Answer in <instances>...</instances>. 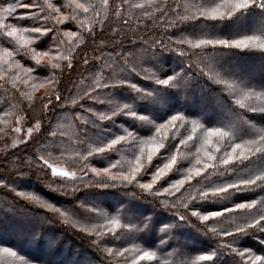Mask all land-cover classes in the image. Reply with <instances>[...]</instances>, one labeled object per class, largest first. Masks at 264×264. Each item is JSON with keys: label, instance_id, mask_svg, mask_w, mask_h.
Returning <instances> with one entry per match:
<instances>
[{"label": "trees", "instance_id": "1", "mask_svg": "<svg viewBox=\"0 0 264 264\" xmlns=\"http://www.w3.org/2000/svg\"><path fill=\"white\" fill-rule=\"evenodd\" d=\"M71 2L51 0L62 9L57 15L64 17L62 24L55 16L48 22L59 30L56 39L50 38L53 32L44 37L25 34L34 41L30 49L42 46L54 54L48 62L37 65L32 51L20 49L17 40L0 29V45L12 53L0 59V248L12 251L23 264H246L250 257L264 260V231L246 227L264 214V184L257 181L254 186L205 199L198 195L200 190L211 193L217 186L239 184L241 178L264 176V153L238 159L249 148L258 147L252 141L264 135V110H260L264 107V0H252L249 7L215 19L207 17L206 10L223 0H109L108 7L103 0H80L96 7L87 14L76 13V19L69 18ZM10 6L16 11L5 22L30 27V20L16 19L31 10L20 8L17 0H0V18L7 16L3 9ZM90 14L95 17L93 25L89 19L82 20ZM64 29L77 32L74 40L65 38ZM248 38L254 39L245 48L220 43L191 47L200 40L231 44ZM71 40L77 43L62 58L59 55L68 52ZM182 51L185 55H180ZM228 61L238 66L228 70L224 65ZM14 62L19 69L12 66ZM169 78L167 85L157 83ZM48 83L31 95L35 87ZM245 93H252L253 99L245 104L256 111L235 103ZM56 96L61 99L57 101ZM19 111L28 120H38V129L28 140L4 148L3 135ZM205 111L212 117H206ZM59 115L72 117L71 149H62L58 143L66 138L56 141L59 128H54V121ZM172 116L185 121L158 135L156 128ZM197 125L222 128L232 140L213 138L205 143L203 133L192 131ZM161 135L169 139L161 141ZM190 135L192 141L187 140ZM119 137L124 139L115 147L98 152ZM180 139L187 142L181 145ZM160 143L165 147L158 148ZM235 144L241 149L230 165L219 159L208 161L209 156L232 153ZM146 145L158 150L153 153ZM137 157L143 167L132 184L110 180V176L131 172ZM172 157L176 163L153 185L162 195L140 189V184L151 183L152 171L170 163ZM50 159L64 161L75 177L53 176L44 162ZM205 162L210 165L206 169ZM197 169L200 176L186 179L190 170ZM180 180L185 183L179 191L165 193ZM244 203L252 207L237 208ZM192 212L224 215L201 223ZM110 221H119L122 227ZM237 226L243 230L237 232ZM226 230L233 234L224 236ZM142 231L149 232L148 242L140 233L128 236ZM189 238L198 243L185 240ZM144 252L153 258L140 260ZM237 253H243V259Z\"/></svg>", "mask_w": 264, "mask_h": 264}, {"label": "snow or ice", "instance_id": "2", "mask_svg": "<svg viewBox=\"0 0 264 264\" xmlns=\"http://www.w3.org/2000/svg\"><path fill=\"white\" fill-rule=\"evenodd\" d=\"M18 2V6L20 8L23 9H31L26 16H20L17 17L16 19L18 21H31V26L30 27H23V26H15V25H9L7 24L5 21L9 18L13 17L14 12L16 11V8L14 7H8L3 9V11L7 14V16H5L4 18H0V29H4V35H6L7 37H11L13 39H16L18 44H19V48L20 49H29L30 51L34 52V49H30L29 46L32 45L34 43V41L32 39H29L25 34L26 33H32L37 35L38 37H44L46 36L48 33L50 32H55L56 29L55 27H49L48 26V22L49 20H51L52 17H56V21L57 23L62 24L63 23V19L60 18L57 14L59 12H61V8H57L53 3H51V0H47V2L45 4H41L39 2V0H33V2L31 4L29 3H21L20 0H17ZM252 3V0H223L222 3L216 4L214 7L207 9V17H210L212 19L218 18V17H224V16H228L231 15L233 12L240 10V9H244L249 7V5ZM103 4L105 7L109 6V0H103ZM96 6L95 5H89L86 6L84 3H81L80 0H72L71 3H69L68 8L72 9L69 18L70 19H76V13L78 12H83L85 14L89 13L90 10L94 9ZM136 7H141V5H137ZM38 9V11H36ZM203 15V13H202ZM10 29V30H8ZM254 39V38H248L247 40H234L231 42V44H229L228 41H207V40H200L197 43H195L194 45H191L192 48H200L203 46H206L208 44H214V43H220L223 44L226 47H237V48H245V47H249V40ZM62 43V42H60ZM261 48H264V45H261ZM50 53L49 52H43V53H38L36 54V56H34V58H36L37 56H48ZM5 55L6 56H12L11 52H7L5 51ZM180 55H185V53L182 51L180 53ZM85 64L88 63L87 60L84 61ZM40 64V60L37 59V65ZM53 68L58 67V65L53 64L52 65ZM69 67H72V65L70 64ZM29 72H33L34 69H29ZM171 78H169L168 80H158L157 83L162 84V85H167L169 84ZM124 82L122 81L121 84H123ZM113 85H105L104 87L108 88L111 87ZM133 89H135L136 91H140V89H137L135 87L134 84L130 85ZM229 88L231 87L230 85L228 86ZM61 99L60 96H56V100L59 101ZM253 99V95L252 93H245L244 95L240 96V98L236 99L235 103L240 107V108H248V110L250 111H256L257 109L255 107H252L250 105H246L245 101H250ZM49 104H51V100L49 101ZM49 105H45V108H48ZM124 108L127 107V105L123 106ZM260 110H264V107H262ZM129 115H135L134 113H129ZM184 118L181 116H172L169 120H167V122L159 125L156 128V133L159 135L161 133L167 132L170 128L175 129L177 127L178 124H180L181 122H184ZM87 123V122H85ZM17 131H19V129H17ZM193 133H196L197 131L201 132L204 134V140L205 143H210L211 140L213 138H220V139H231V136L229 135L228 132H226L224 129L222 128H210V129H204L201 125H197L196 127H194L192 129ZM199 137H197L198 139ZM124 137H119L118 139H113L111 140V142L107 143L105 147H99L98 148V152H106L110 149H112L113 147H115L117 144L120 143L121 140H123ZM161 141L167 140L169 139V137L165 136V135H161L160 136ZM194 139L193 136H188L187 140L188 141H192ZM187 141L184 139H180L179 143L181 145L185 144ZM253 144L258 145V147H256L254 150L252 148L248 149V154L247 155H243L241 154L239 156V160L243 161V160H249L250 157H254L256 154L258 153H264V148L259 147V145H264V135H259L258 140H254L252 141ZM165 145L164 143H160L158 145V148H164ZM241 149V145L240 144H235L232 148V153H227L221 157H214V156H209L208 157V161H212L215 159H219L222 161V163L224 165H230V162L233 158L236 157V153L238 150ZM158 149H153L152 152L154 153L155 151H157ZM217 151H219V149H217ZM91 155V153H90ZM149 159H151V154L149 155ZM176 163V158L172 157V160L170 163H166L164 165V169H161L159 171H157L154 174L153 177V181L151 183H147V184H140L139 187L142 190H146L149 193H153L155 196H160L162 195V193H160L159 191H156L153 188V185L155 184V182L159 179H161V177L164 175V170L165 169H171L172 165ZM197 163L199 164V161H197ZM210 165L208 162H205L204 164V168H208ZM48 167H51V165H48ZM112 167H115V165H113ZM143 167V164L141 162L140 157H137V161H136V166L131 170V172L129 173H125L122 174L120 176H110V180L112 181H121L124 184H132L133 181L136 180V175L137 173H139L141 171V168ZM95 171V170H94ZM107 169H105V172L107 173ZM53 172L55 173V169H53ZM190 175L188 177H186V179L191 180L192 176H200L201 175V170L197 169L194 173H192V170H190ZM97 176L100 175L99 172L96 173ZM62 175H68L67 173H62ZM257 181H260L262 184H264V176H256L255 179H251V178H241L240 183L236 184V183H229L227 184V186H217L212 188L211 193H209L208 191H204V190H200L198 195L200 196L201 199H205V198H209L210 195L211 197H216L219 196L221 193H227L229 191V189H237L239 190L240 188L244 187H250V186H254L257 184ZM185 183V180H180L178 181L175 185L172 186L171 189H165V193L171 195L172 194V189H175L176 191H179L180 187L183 186ZM35 198V197H32ZM195 199V198H194ZM252 206L249 204H240L237 206V208L239 209H247V208H251ZM55 211L60 212L59 209H56ZM228 211H233L230 209H225V212ZM61 215H64L63 212H60ZM191 215L196 216L201 223L204 222H208L211 221L213 219H216L218 216L224 215V213H212L211 215H200L197 212H192ZM181 219H183V216H181ZM111 224H113L114 226H120L122 227V225H120L119 221H110ZM246 227H250V228H256L258 227V229L260 231H264V214L260 215L258 219L255 220V222L253 224L250 225H246ZM210 230L215 232L216 228L215 227H210ZM243 229L240 226H237L236 231H242ZM98 231V229H97ZM114 231V228H113ZM224 236H231L233 234V232L230 231H225ZM103 235V234H101ZM5 252H8L7 250H4ZM109 252L111 253V249L109 250ZM10 255H13V253H10ZM237 255H239L242 259L244 254L243 253H237ZM153 257L150 253L148 252H144L142 256L139 257L140 260H151ZM264 264V260H259V258L256 257H250L248 260H246V264Z\"/></svg>", "mask_w": 264, "mask_h": 264}, {"label": "rangeland", "instance_id": "3", "mask_svg": "<svg viewBox=\"0 0 264 264\" xmlns=\"http://www.w3.org/2000/svg\"><path fill=\"white\" fill-rule=\"evenodd\" d=\"M62 18H64L63 16H61ZM82 20H86V19H89V22L93 25L95 23V17H92V15L90 14L89 16H82ZM80 22L81 21H76L77 24L80 25ZM10 30V29H8ZM222 30H225V29H222ZM57 32H59V30H56ZM57 32H53L52 36L50 38H54L56 35H57ZM61 33L65 36V38H68V39H72L74 40V37H75V34H77L76 31H69V30H62ZM56 39V38H54ZM70 41V45L68 47V52L66 53L65 52H61L62 55L59 53H55V56H61L62 58H65L67 57V55L69 54V52L72 51V49H74L75 47V43H77V41ZM57 42V41H56ZM53 47H57L56 46V43L53 44ZM5 50V48L3 47V45H0V52H3ZM5 52V51H4ZM1 53L0 54V59H3L5 58V53ZM33 52V51H32ZM43 52H47L46 51V48H43L42 46L40 47H37V49L34 48V52L32 53L33 54V57L36 56V54L38 53H43ZM65 53V55H64ZM54 58V54H49L48 56H37L35 59H39L40 62H48L49 60H52ZM226 66V68L229 70H231L232 67H235V66H238L237 63H233V61H228L226 62V64H224ZM13 67H15L16 69L18 68L19 69V63L15 64H12ZM50 83H48L47 85H44V86H41V87H35L34 88V92H31V95H33V93H39L41 92L46 86H48ZM206 110V109H204ZM206 112V117L208 118H211L212 115H209ZM78 117H80V115H78ZM27 118L29 117H26L25 116V112L23 111H19L17 113L16 116H14V118H10V121L8 123L9 125V132L5 133L3 135V138L2 141H1V146L4 147V148H7V147H11V146H14L16 144H19L21 142H24L26 140H28L38 129V126H39V122L38 120H28ZM72 117L70 115H59L56 117L55 121H54V128L56 130H58V137L56 138V141L59 139V138H66L67 140H61L59 139L58 140V143L59 145L62 147V149H71L72 148V145L70 144V141L71 140L70 138L74 135L73 133L75 132V128L74 126L72 125ZM5 127V126H4ZM17 129H19V131H17ZM6 130L8 131V128H6ZM60 132L64 135V136H61L60 135ZM0 137H1V131H0ZM146 148H151L150 151L152 150L153 146L152 145H149L147 146L146 145ZM47 165H51V167H49L51 173L53 176H56V177H59V178H62V177H66V178H72V177H75V172H73V170H71L64 161H61V160H46L44 161ZM166 163V162H165ZM53 169H55V173L53 172ZM154 169V168H153ZM161 169H164V167H161ZM161 169H157V170H154L152 171L153 173V176L154 174L161 170ZM96 172H98L96 170ZM62 173H67L68 175H62ZM152 179V178H151ZM153 181V179L151 180V182ZM158 182L159 181H162V179H159L157 180ZM157 181L155 182V184L157 183ZM129 209V212L130 213H134V210H133V207H128ZM134 233H140V234H137L141 239H143L144 242H148L149 240V232L147 231H142V232H133V233H130L128 236L131 237L133 236ZM182 235V233H181ZM191 238L188 239H185L187 242H191V243H194V244H197L198 241L195 239V240H190ZM5 249H2L0 248V261H8L10 262L11 264H23L21 261L20 258L16 257V255L12 252V251H8V252H5L4 251ZM10 253H13V255H10ZM26 264V263H25Z\"/></svg>", "mask_w": 264, "mask_h": 264}]
</instances>
